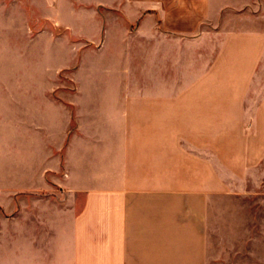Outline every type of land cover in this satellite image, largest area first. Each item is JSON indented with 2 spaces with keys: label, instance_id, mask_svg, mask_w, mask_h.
<instances>
[{
  "label": "crops",
  "instance_id": "obj_1",
  "mask_svg": "<svg viewBox=\"0 0 264 264\" xmlns=\"http://www.w3.org/2000/svg\"><path fill=\"white\" fill-rule=\"evenodd\" d=\"M211 8L0 0V264H208L213 200L264 179V29H202ZM53 23L78 59L59 96ZM259 228L226 263L264 264Z\"/></svg>",
  "mask_w": 264,
  "mask_h": 264
},
{
  "label": "rangeland",
  "instance_id": "obj_2",
  "mask_svg": "<svg viewBox=\"0 0 264 264\" xmlns=\"http://www.w3.org/2000/svg\"><path fill=\"white\" fill-rule=\"evenodd\" d=\"M211 12L213 16H217V21L204 23L201 26L202 29L218 27L264 29V0H212ZM105 25L102 22L99 30L104 31ZM85 26L88 25L85 24ZM52 29L54 37H57L53 39V96H59L73 89L69 74L72 66L77 65L78 59L73 49L65 45L59 47V36L68 32L69 28L53 23ZM129 29H134V25H130ZM102 41L101 37L70 39L72 47H78V53L85 48L99 51ZM89 58L107 63L110 59L109 44L105 45L102 52L90 53ZM61 63L72 65L65 68L60 66ZM259 173L264 174V160L259 166ZM258 192L244 197L213 200L207 227V238L211 250L208 264H236L225 262L227 253L230 251L229 258H258L250 252L263 249L259 239L261 234L259 226L264 223V179L260 183Z\"/></svg>",
  "mask_w": 264,
  "mask_h": 264
}]
</instances>
